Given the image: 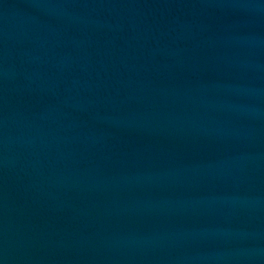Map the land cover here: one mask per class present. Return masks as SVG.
I'll return each mask as SVG.
<instances>
[{
	"label": "water",
	"instance_id": "95a60500",
	"mask_svg": "<svg viewBox=\"0 0 264 264\" xmlns=\"http://www.w3.org/2000/svg\"><path fill=\"white\" fill-rule=\"evenodd\" d=\"M0 264H264V0H0Z\"/></svg>",
	"mask_w": 264,
	"mask_h": 264
}]
</instances>
